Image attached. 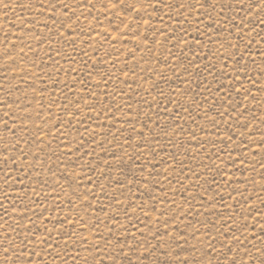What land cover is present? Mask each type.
I'll list each match as a JSON object with an SVG mask.
<instances>
[{"label": "rangeland", "instance_id": "rangeland-1", "mask_svg": "<svg viewBox=\"0 0 264 264\" xmlns=\"http://www.w3.org/2000/svg\"><path fill=\"white\" fill-rule=\"evenodd\" d=\"M198 16L184 23L176 10H155L148 0H0V264H180L177 255L190 264H231L264 247V44L256 35L264 36V23L248 12L245 39L254 43L250 54L240 48L248 71L237 80L229 60L217 91L220 80L204 69L220 67L215 53L235 50L227 48L237 42L228 32L240 29L207 28L205 14L198 33ZM181 24L190 41L200 37L186 55L182 41L174 47L169 39ZM225 221L248 239L237 246ZM145 236L155 254L137 259ZM222 243L232 245L223 249L227 257Z\"/></svg>", "mask_w": 264, "mask_h": 264}, {"label": "snow or ice", "instance_id": "snow-or-ice-1", "mask_svg": "<svg viewBox=\"0 0 264 264\" xmlns=\"http://www.w3.org/2000/svg\"><path fill=\"white\" fill-rule=\"evenodd\" d=\"M59 3H63V0H58ZM122 2V0H113L114 6L119 5ZM217 3L220 5L219 9L217 10ZM248 5L247 8L245 7V5ZM197 5H199V7H197ZM148 6L152 7L155 10H162L164 7H168L169 9H174L176 10V12L180 15L184 17V23H187V21L189 20V18L191 17V13L192 12H197L199 13L198 17H192L193 19L196 20V27H195V31L196 32H201V29L199 28L200 24L205 23V20L202 18L205 14L208 17V20L211 21L209 23H207L206 27L207 28H212L213 24H218L220 26V29L223 30L225 23H227L228 25H230L231 27H235V28H239L240 32L237 33H233L231 31L228 32L229 36L235 35L237 38V42L235 45L232 44L231 41H227V48L228 49H235L229 52V54L227 56L224 55L223 52L219 51V49L217 50V52L215 53L217 59L220 61V67L217 69L215 65H212L209 68L204 69L205 71H208L209 75H213L214 79L216 80H220V84L217 88V91H219L220 89H222L224 87V83L223 80L221 79L222 77H227L229 76V72L226 71L229 67L228 65V61L231 60L233 61V65H232V73L235 74L237 80L239 79V73L241 72V70H243L245 73H247L248 69L246 67H244L242 69V62H244V52L240 51L241 45H243V48L245 50H247L249 52V54L251 53V44L254 43V38L252 39H248L246 40V37L250 36V32H246L245 29V22L250 23V21L248 20V12L252 9H255L257 12H259L260 16L262 17L261 19V23H264V0H260V3H249V0H176V2H174V0H156L155 3L152 2V0H148ZM51 7L53 9H55L57 7L56 4H52ZM65 8L68 7L67 4L64 5ZM125 7H129V5H125ZM201 9L203 11H201ZM183 10V11H182ZM185 11L188 12V15H185ZM231 11L233 13L232 16H228L226 15V12ZM216 13V19H213V13ZM245 13V15L241 16L239 15V13ZM163 19V18H161ZM168 19L171 20L173 19L172 15L168 16ZM177 23H181L179 21V19L177 20ZM67 26L71 29L72 25H71V21H68ZM72 31H75V29H72ZM251 31H255V26H253V28L251 29ZM240 33H243V35H241ZM63 34V33H61ZM190 31L188 27H185L184 24H181V27L178 29L174 30V33L172 34V36L169 37V39H173L175 38L177 43L174 45V47H180V42L182 41L184 45H186L187 47L181 50V53L186 55V52L188 50L191 49L193 41L199 43L200 42V37L199 36H194L193 37V41H190L188 39V36L190 35ZM220 33H218L219 35ZM69 37H71V31L68 33ZM204 35L207 36V38L209 40H212L213 43H220L221 47L224 46V42L222 41H216L214 40V38L210 35H208L207 31H204ZM257 36H260L261 42L262 44H264V36H261L259 32L256 33ZM148 37L145 36L144 39H147ZM205 47H207V45H204ZM169 51H172V49H169ZM198 55V52H194L193 53V58H195ZM261 56L264 57V53H261ZM178 59L180 58L179 56L177 57ZM253 63H255V58H253ZM246 63V62H244ZM189 64H192V60H189ZM198 65L193 64V67H197ZM187 70V69H186ZM264 70V69H262ZM219 72L220 75L216 76L215 73ZM229 83H232L231 79L228 81ZM205 88L208 91H211V86L205 84L204 85ZM243 88V84H240V87H236V88H230L228 90L229 95H231L233 92H239L240 89ZM161 94H163V90H161ZM245 95H248L250 93L247 92V90L245 89L244 91ZM169 103H171V101H169ZM177 103H181L179 100H177ZM183 106V105H181ZM165 111H167V108H165ZM77 116H79V113H76ZM89 119H91V117H88ZM237 123H240L239 120L236 121ZM58 128V126H57ZM141 135H143V133H141ZM193 135H195V133H193ZM234 137L230 136L229 139H233ZM262 138H264V132H262ZM41 139V143L42 138ZM67 147V145H66ZM101 147H103V145H101ZM227 147V145L225 146ZM79 150V149H77ZM260 150L264 151V143H260ZM3 158L4 160H8V155L7 152L5 151L3 153ZM219 167V166H217ZM261 169L262 171L260 172V189L262 192H264V163L261 164ZM4 183L7 184L9 183V178H5ZM257 183V181L255 179H253V184ZM5 195H7V193H5ZM93 195H95V193H93ZM117 202L119 203L120 201L117 200ZM262 205H264V201H262ZM0 206H3L2 202H0ZM88 205H86L87 207ZM248 208L253 207V205H248ZM29 211L35 212V209H29ZM166 214V213H164ZM249 216H251V213H249ZM27 219H29L31 221V217H27ZM157 219H159V217H157ZM245 220L247 219V217L244 218ZM19 222V221H18ZM69 222H71V218H69ZM5 223H7V221H5ZM32 223H35V221H32ZM260 224H261V235H264V213H261V220H260ZM10 228L12 227L11 224L8 225ZM23 227V225H21ZM224 226L227 227H232L233 228V232L231 235V239L233 241L236 242L237 246L242 243L243 241L241 240V237H243L245 240L248 239L246 233L244 230L240 231V234L237 235L235 232V227L238 226H232L229 225L227 221L224 222ZM173 227H175V225H173ZM248 225L247 223H245L244 228L247 229ZM13 231H15V229H13ZM127 231V229L125 230ZM218 231H221L220 229H218ZM157 233H159V229H157ZM135 234H133L134 236ZM68 240H73V233H68ZM164 236L167 237L168 233H164ZM49 236L45 235L41 237V241L44 245H47V242L49 240ZM9 239H11V237H9ZM81 239L83 240H87V237L81 236ZM147 241V245L145 247V252L144 253H140L139 256H137V259H140L141 257L143 258V260H147L149 255H154L155 253L152 252V248L156 247V245H152L151 241L147 240V237L145 236L144 238ZM173 240H175V237L172 238ZM216 237L212 236L210 237L207 241L206 244L209 246L207 248H205L203 250V254L205 256L211 257L213 251H215V246L212 244V241L215 240ZM68 240L64 241V244L66 246H68ZM35 243V241H33ZM73 243H75V241H73ZM105 243L107 244V241H105ZM26 247V245H25ZM227 248L228 252L230 253L232 251V245L229 244H225L222 243L221 244V249H219V251L222 252L223 255H225L227 257V253L223 252V249ZM45 251H47V248L45 247L44 249ZM140 251L139 246L135 247V248H131V252L133 254L138 253ZM146 253V254H145ZM4 254H5V260L9 259L8 256V249H4ZM35 252H32V255H35ZM119 255L124 256L127 255V253H124L123 251H121L119 253ZM16 259H20L19 254L16 255ZM75 259V257H74ZM175 260H179L180 264H190L189 261V257L188 256H184V257H179V255H177L175 258ZM246 261H250V264H264V247H259V248H255V249H248L246 256L241 258L240 262H237L235 257L232 258L231 264H245ZM12 264H15V260H13ZM26 264H32L31 259L27 260ZM65 264H67V261H65ZM85 264H88V260L87 258H85ZM127 264H131V259L129 258V260L127 261ZM192 264H203V260L202 259H195L194 262H192ZM209 264H211V261H209Z\"/></svg>", "mask_w": 264, "mask_h": 264}]
</instances>
